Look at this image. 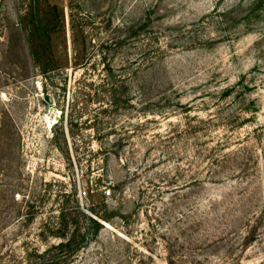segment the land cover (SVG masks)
Here are the masks:
<instances>
[{
  "label": "rangeland",
  "instance_id": "1",
  "mask_svg": "<svg viewBox=\"0 0 264 264\" xmlns=\"http://www.w3.org/2000/svg\"><path fill=\"white\" fill-rule=\"evenodd\" d=\"M62 200L69 264H264V0H0V264Z\"/></svg>",
  "mask_w": 264,
  "mask_h": 264
},
{
  "label": "trees",
  "instance_id": "2",
  "mask_svg": "<svg viewBox=\"0 0 264 264\" xmlns=\"http://www.w3.org/2000/svg\"><path fill=\"white\" fill-rule=\"evenodd\" d=\"M67 203V200H62L56 222L47 228L50 237L57 239V243L37 255L35 264H69L73 253L86 244L88 233L96 236L102 228L100 221H108L111 216L104 211V207L103 213L95 206L89 207L88 213H85L79 210L76 203L74 209ZM84 222L89 228H85Z\"/></svg>",
  "mask_w": 264,
  "mask_h": 264
},
{
  "label": "water",
  "instance_id": "3",
  "mask_svg": "<svg viewBox=\"0 0 264 264\" xmlns=\"http://www.w3.org/2000/svg\"><path fill=\"white\" fill-rule=\"evenodd\" d=\"M49 112H55V116H54V122H56L59 119V112L54 109L53 107L49 108Z\"/></svg>",
  "mask_w": 264,
  "mask_h": 264
}]
</instances>
